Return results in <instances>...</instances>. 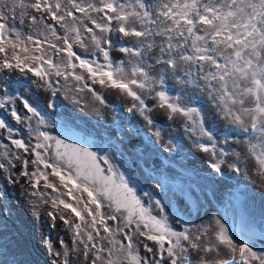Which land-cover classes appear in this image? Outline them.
I'll use <instances>...</instances> for the list:
<instances>
[{
  "label": "snow or ice",
  "instance_id": "obj_1",
  "mask_svg": "<svg viewBox=\"0 0 264 264\" xmlns=\"http://www.w3.org/2000/svg\"><path fill=\"white\" fill-rule=\"evenodd\" d=\"M113 51L123 58L114 59ZM5 71L31 74L53 95L62 87L87 89L100 103L87 81L118 90L131 100L127 111L149 126L156 123L151 98L166 120L183 118L214 174L225 165L240 173L251 160L264 175V0H0ZM169 80L183 87H166ZM9 104L31 138H14L16 129L0 116L8 133L0 137V192L8 183L30 188L34 227L41 204L50 208L53 228L57 220L68 227L71 246L41 236L54 264H73V254L80 264H264V246L257 247L264 245V225L230 229L215 217L197 225L188 203L142 196L134 178L115 167L107 144L93 150L68 126L60 130L67 139L51 135L39 98L5 92L0 109ZM211 121L221 127L214 131ZM230 137L247 143L229 153ZM5 211L0 203V215Z\"/></svg>",
  "mask_w": 264,
  "mask_h": 264
},
{
  "label": "rangeland",
  "instance_id": "obj_2",
  "mask_svg": "<svg viewBox=\"0 0 264 264\" xmlns=\"http://www.w3.org/2000/svg\"><path fill=\"white\" fill-rule=\"evenodd\" d=\"M112 55L114 59L123 58L117 51H113ZM99 59L102 62L103 58ZM36 79L31 77V74L24 76L19 72L0 73V96L5 92L16 95L19 90L20 95L34 102L39 98L41 109L47 114V130L53 136H56L62 127L68 126L91 136L97 151L99 146L107 144V152L115 167L119 172L124 173L126 178H134L135 186L142 196L143 193L148 192L151 193L153 200L175 203L177 200L173 196L178 193L184 199L181 206L184 203L191 206V219L198 225L200 224L197 217L199 211L195 210V206L200 201L205 202L206 199H212L213 203L223 208L227 217L234 220L230 229L239 228L242 223H248L259 231L260 226L264 225V193L257 192L253 186L252 178H255L253 176L255 168L252 172L249 171V167L253 166L252 162L250 164L242 162L240 173L231 171L225 165L223 174H214L205 163L207 159L201 158L199 151L194 148L190 134L183 127L182 119L175 123L174 120H166L164 116V118L154 119L156 123L149 126L139 113L127 111L131 104L130 98L119 100L111 96L107 101L105 95L98 91V85L92 84L90 80L87 83L103 97L104 103L96 100L87 89L77 92L74 88L62 87L53 95V89H46L33 83ZM60 84L63 85L64 81L60 80ZM173 86L183 87L172 80L166 84V87ZM192 91L189 88L188 94ZM196 98L200 99L199 96ZM49 102L54 107L48 108ZM146 103L151 109L150 112L157 110L151 108L154 104L153 99L146 98ZM12 106L9 104L5 109H0V116L5 117L16 129L14 138L27 141L31 138L28 127L26 124H17L11 118L8 109ZM16 106L22 107L19 101ZM104 107L110 108L111 115L108 116L104 112ZM32 123L35 127V119ZM210 126L215 131L221 127V124L211 121ZM157 128L161 129L159 137L154 134ZM7 135L6 130L0 129V137ZM242 138L230 137L224 147L231 153L241 143H247V138ZM3 143L11 147L9 141H3ZM116 148H119V152ZM3 151L4 149L0 148V154ZM13 151L16 150L13 149ZM263 176H259L258 180L264 181ZM16 179L20 180L18 176ZM30 192V188L25 192L22 189H16L11 183H8L4 191L0 192V203L7 205L9 210L0 215V264H13V261L17 264H52L53 258L41 246L42 235L50 236L57 247L61 239L71 246V232L68 227L59 220L56 221V227H52V221L47 216L50 210L48 206L40 205V220L34 227L31 205L36 198L31 197ZM253 194L257 195L256 199H253ZM144 199L147 202V197ZM43 217L45 220H42ZM58 224L61 225L58 227ZM60 229H63V232H60ZM66 232H70L69 239ZM27 238L33 243L37 242L42 254L37 253L34 244H29ZM81 259L82 257L78 259L73 254V264H80Z\"/></svg>",
  "mask_w": 264,
  "mask_h": 264
},
{
  "label": "bare ground",
  "instance_id": "obj_3",
  "mask_svg": "<svg viewBox=\"0 0 264 264\" xmlns=\"http://www.w3.org/2000/svg\"><path fill=\"white\" fill-rule=\"evenodd\" d=\"M97 85H98L97 86L98 87V91L99 92H102L105 95V98H106L107 101L110 99L111 96L117 97V98H119V100L120 99H127V97L124 96V95H122L118 90H114V89H111V88L99 86L98 83H97ZM104 112L107 113L108 116L111 115L110 114L111 113L110 108H108V107H104ZM150 114L152 116H154V115H158L159 116V117H155L153 119L164 118V116L166 115V113L162 109H160V110H158V109L157 110H154V111L150 112ZM181 119L183 120V118L177 117L174 120V122L175 123H178V122L181 121ZM241 139H243V138L241 137ZM199 156L201 158H203V159H207V155L206 154H203L201 152H199ZM247 163L250 164L251 163V160L247 161ZM252 169H254V167L253 166H250L249 167V171L252 172ZM261 175L262 174H260L258 168H255L253 170V176L255 178H252V183H253V186H254V188H255V190L257 192L264 193V181H261V180L259 181L258 180V177L261 176ZM263 178H264V176H263ZM158 187H160V186H158ZM15 188L18 189V190L21 189V187H20L19 184H16L15 185ZM252 197H253V199H256L257 198V195L256 194H253ZM173 198L175 200H177V201H180V202H182L184 200V199H182L180 197V195L178 193H175V195L173 196ZM212 201H213L212 199H210V200L209 199L208 200L206 199L205 202H203V201L201 202L200 201L199 204L195 206V210H198L199 211V214H198L197 217L199 218L200 223H201L202 220H207L210 217H215L217 219H220V221L222 223H225V226L226 227H229L230 228V225H231V223H233L234 220H232L231 218L227 217L224 214V212H223V208L221 206H218V204L213 203ZM219 203H221V202L219 201ZM42 220H45V218L43 217ZM42 222H44V221H42ZM60 225L61 224H58V227ZM60 232H63V229H60ZM66 235H67V237L69 239L70 232H66ZM257 240L259 241V237H257ZM28 241H29V244L33 243L30 239H28ZM33 244H34V247L37 250V253L42 254V251L40 250V247L37 246V242H35ZM261 246H264V245H262L261 243L258 242L257 243V247H261ZM52 264H54V261L52 262Z\"/></svg>",
  "mask_w": 264,
  "mask_h": 264
},
{
  "label": "water",
  "instance_id": "obj_4",
  "mask_svg": "<svg viewBox=\"0 0 264 264\" xmlns=\"http://www.w3.org/2000/svg\"><path fill=\"white\" fill-rule=\"evenodd\" d=\"M72 130H73V132H75L78 136L86 138L88 141H91V142L95 145V143H94V139H93L91 136L86 135V134H84V133H82V132H80V131H78V130H74V129H72ZM56 136H59V138H61V139H67V137H65L64 135L61 134V131H60ZM70 142H75V141H74V140H71ZM85 146H88V145L86 144ZM93 150H97V148H94ZM102 166H103V165H102Z\"/></svg>",
  "mask_w": 264,
  "mask_h": 264
}]
</instances>
